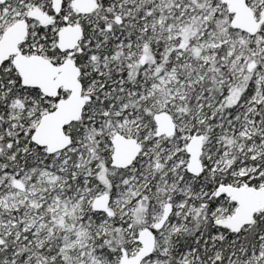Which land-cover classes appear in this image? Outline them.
<instances>
[{
	"label": "snow or ice",
	"instance_id": "1",
	"mask_svg": "<svg viewBox=\"0 0 264 264\" xmlns=\"http://www.w3.org/2000/svg\"><path fill=\"white\" fill-rule=\"evenodd\" d=\"M0 264H264V0H0Z\"/></svg>",
	"mask_w": 264,
	"mask_h": 264
}]
</instances>
